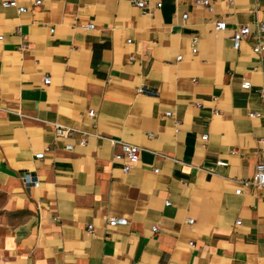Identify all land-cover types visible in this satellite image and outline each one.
Listing matches in <instances>:
<instances>
[{"label":"crops","instance_id":"0c3cea01","mask_svg":"<svg viewBox=\"0 0 264 264\" xmlns=\"http://www.w3.org/2000/svg\"><path fill=\"white\" fill-rule=\"evenodd\" d=\"M4 1L0 264H264V188L251 182L264 163V0H144L152 15L130 0H16L23 13ZM56 123L74 131L58 137ZM112 140L143 148L128 173Z\"/></svg>","mask_w":264,"mask_h":264},{"label":"built area","instance_id":"2783aa9c","mask_svg":"<svg viewBox=\"0 0 264 264\" xmlns=\"http://www.w3.org/2000/svg\"><path fill=\"white\" fill-rule=\"evenodd\" d=\"M133 4H135L137 7H139L140 9H142L144 12L148 13V14H153L154 10L151 6L148 5V3L144 0H130ZM234 0H229V2L232 4ZM41 1L40 0H36L35 4H40ZM198 3L204 5V6H208V1L207 0H198ZM3 5L5 7H9V6H14L17 8L19 13H23L27 10L26 7H19L17 5V1L16 0H6L3 2ZM184 19L187 18V14H184L183 16ZM87 29H92L94 28V25L92 23H89L86 25ZM216 29L217 30H226L227 29V24L224 21H218L216 23ZM252 33V29L251 26L249 24H244L239 26L232 35V41H233V48L235 50H238L241 46L242 41L249 36ZM3 37L1 36L0 39H2ZM256 44L254 46V51L258 54H261L264 51V23L263 22H259L256 24ZM199 38L198 36H194L193 40H192V51L196 52L197 51V44H198ZM129 42H131V40H129ZM24 47L27 46V44L25 43L23 45ZM183 56H178L177 60L180 61L182 60ZM51 81L50 76H46L44 78V83L45 84H49ZM241 87L245 90H250L252 88V83L249 80H243ZM139 93H146L149 95H157L158 92L154 91L151 88H148L146 86H141L138 89ZM261 95L264 96V89H262L260 91ZM197 106H201L200 103H197ZM167 115H171L170 112L167 113ZM256 113H252L251 116H256ZM89 116L91 117H95L96 116V112L95 110H90L89 111ZM74 131L73 128L68 127V126H64L62 124L56 123L55 124V132L56 135L58 137H68L71 135V133ZM150 136H153L152 133L149 134ZM202 139L204 141H206L208 139V135L205 134L202 136ZM262 142H264V138L261 140ZM87 140L86 138H83L81 140V144H86ZM112 142L114 144L120 143L121 144V148L122 151L120 154H117L115 156V158L117 160H123L124 165H123V171L125 173H128L132 167L133 164L135 162H137L140 159V155L143 151V148L139 145L136 144H131V143H127V142H121L118 140H112ZM67 148L69 150L74 148V145L69 144L67 145ZM35 158L38 159H42L44 158V152H40L37 153L35 155ZM224 162H218V165H224ZM155 171L158 172V170L156 169ZM22 180L24 182L25 185L27 186H34V187H39L41 185V180L39 178V176L36 174L35 171H25L22 175ZM253 184L264 188V163H259L256 166V174H255V178L251 181ZM245 183H249L248 181H246ZM237 194H241L242 190L238 189L236 191ZM167 205H170V202L166 203ZM187 222L190 224L194 223L193 219H187ZM107 223L109 226H117V225H127L129 223L128 219L123 218V217H109L107 219ZM241 221L238 220L237 224H240ZM153 232H157L158 231V226H153L152 227ZM88 232L89 233H94V226L93 225H89L88 226ZM191 244H193L191 242Z\"/></svg>","mask_w":264,"mask_h":264}]
</instances>
